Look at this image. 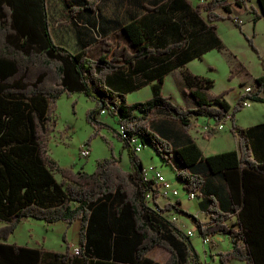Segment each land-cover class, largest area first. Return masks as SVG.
I'll return each mask as SVG.
<instances>
[{
	"label": "trees",
	"instance_id": "16d2710c",
	"mask_svg": "<svg viewBox=\"0 0 264 264\" xmlns=\"http://www.w3.org/2000/svg\"><path fill=\"white\" fill-rule=\"evenodd\" d=\"M249 1L205 0L190 7L200 21L204 22V12L211 22L206 24L212 35L210 49L222 48L214 21L228 18L240 25L232 16V8L247 7ZM256 1L260 13L255 11V19L264 18V0ZM93 3L95 0H86L68 9L70 14L93 10ZM152 11L122 27L124 44L105 45L92 57L87 49L71 52L53 42L45 19V0H0V239H6L28 218L63 222L66 226L79 221L76 253L69 250V245L65 252H59L0 241V264H202L189 237L167 218L171 211L190 215L180 207V201L160 207L156 191L152 202L146 201L152 181L143 178L142 161L129 144L133 136L153 147L166 161L174 158L176 177L187 190H201L205 183L195 166L204 163L210 174L221 175L229 209L217 210L212 202L208 221L190 216L201 235L228 236L231 246L219 253L221 264H228L232 258L246 264H264V254L259 256L253 250L251 231L243 220L254 180L264 183V161L257 159L256 148L264 144L258 132L264 123L243 128L234 122V111L244 107L245 98L264 102V70L254 79V94L240 96L232 111L224 98L226 91L214 94L211 78L186 69L187 93L195 106L179 105L163 95L162 76L183 63L159 65L157 69L162 72L150 83L151 96L127 102V92L148 84L154 76L148 72L136 75L138 67H143L141 59H168L182 45L165 41L163 48L152 43L173 24L167 23L157 32L159 16H155L156 9ZM235 72L233 68L230 76ZM63 93H83L95 102L87 115L92 124H102L96 115L106 110L119 125H124L125 136L117 133L125 142L132 170H125L113 156L98 159L91 173L75 171L59 166L48 155L47 142L56 123L55 100ZM155 110L167 112L185 131L200 116L222 122L229 115L238 148L204 156L191 140L173 150L168 141L149 128V116ZM202 134L210 137L212 131ZM56 174L61 180L55 178ZM232 217L234 220L229 222ZM154 248L167 252L163 262L147 256Z\"/></svg>",
	"mask_w": 264,
	"mask_h": 264
},
{
	"label": "rangeland",
	"instance_id": "374dc122",
	"mask_svg": "<svg viewBox=\"0 0 264 264\" xmlns=\"http://www.w3.org/2000/svg\"><path fill=\"white\" fill-rule=\"evenodd\" d=\"M48 3L53 13L60 11V0H48ZM242 8L243 25H236L228 18L214 21L217 34L222 40V48H213L201 57L192 60L186 66V70L192 74L211 78L213 80L211 91L214 94L226 91L224 96L231 104L230 111L236 104L240 89L248 85L253 86L256 76L264 70V54L257 47L261 39L259 36V25H262L264 31V18L255 19V11L260 13L256 0L249 1L247 7ZM219 12L224 13L223 10ZM260 18L261 21L258 22L256 28L257 37L255 38L254 29L251 32H247V30H251L254 23ZM240 65H243L244 69ZM233 68H236V72L233 76H230ZM161 91L163 95L169 96L174 103L186 106L172 76H167L163 79ZM149 96L150 92L147 88H144L127 94L126 100L127 102L142 101L149 98ZM245 100L249 105L234 111L235 124L240 126V122L249 124L251 122L264 121V102L255 101L251 98H245ZM94 106L95 102L88 99L83 93H72L69 95L63 93L55 100L56 123L54 131L47 142L48 155L59 166L72 167L76 170L83 169L88 173L95 170L98 159L114 156L119 159L121 166L129 171L132 168V162L124 140L117 133L118 122L109 114L98 113L96 118L102 124H92L88 120L87 115ZM160 111L162 110L152 111L149 116L148 125L153 131H156L159 124L158 114L163 113ZM164 113L171 118L167 112L164 111ZM107 116L111 117L109 121H106ZM198 119V125L195 124L198 128L196 130L193 123ZM209 122L211 124L217 123L215 118L200 116L193 119L189 128V133L200 145L202 152L209 154L230 148L229 146L233 144L231 121L223 120V129L214 130L210 137H204L202 126ZM82 144L87 145L90 149V154L86 158L79 156V147ZM137 156L142 160L144 167H154L172 182L179 191V195L173 198L179 197L182 204L187 206V212L190 215H195L192 201L187 196V189L184 187L183 182L176 177L175 160L166 161L148 144L143 146ZM150 176H152V173H150ZM55 178L58 181L61 180L58 174L55 175ZM190 215L178 213L176 223L183 224L184 229L193 231L194 234L189 239L199 255L200 261L202 263L221 264L219 253L228 250L231 246L228 236L224 233L212 235L211 242L205 245L207 253L204 254L201 234ZM0 240L28 245L37 242L39 246H43L45 249L65 252L67 245H69V250L71 251L70 244L78 241V232L73 225L66 226L63 222L46 223L43 220L28 218L23 220L6 239ZM160 250L163 253L166 252L165 250ZM230 261L231 259L228 264H231ZM236 261L235 264H246L243 261L238 262V259Z\"/></svg>",
	"mask_w": 264,
	"mask_h": 264
},
{
	"label": "crops",
	"instance_id": "0c3cea01",
	"mask_svg": "<svg viewBox=\"0 0 264 264\" xmlns=\"http://www.w3.org/2000/svg\"><path fill=\"white\" fill-rule=\"evenodd\" d=\"M83 1L86 0H60V11L58 13H53L52 9H50L49 7L48 0H45V19L49 28L51 38L56 45L63 46L71 52H77L81 49H87L88 54L94 57L101 52L102 47L105 45L114 47L118 46L119 44H124L126 42V39L122 32V27L131 20L144 17L149 13H152V10L156 9L157 11L155 13V16H159V19L156 21V25L159 24L156 26L157 32L160 33V30L164 28L167 23L171 22L173 24L170 29H166L163 31L160 39L154 40L152 43L157 44L163 48L165 45V41L178 42L182 43V45L168 59L160 60V58H156V61L155 59L149 57L141 59L140 62L141 64H143V67H138L139 71L137 72L139 73H136V75L141 76L144 72H148L150 74H153L154 76L149 78L151 80L148 84L127 92L126 96L129 93L136 92L144 88H147L151 96L150 83L156 81L160 77V73L162 72L161 68L157 69L159 68V65L168 64L172 66L175 64L180 65L182 63H185L184 65L182 64V66H173L174 68L171 67L162 76V78L164 79L167 76H172V78L175 79L177 90L182 97L185 105L187 107L195 106L193 99L187 93V85L184 79V70L186 69L187 64L192 60L201 57L207 51L211 50L209 47L212 44V35L206 27V24L209 25L211 24V22L206 19V15L204 12L201 13L204 21L202 22L190 11V7L192 9L199 2L205 0H95V3L92 4L93 10L81 9L77 10L74 14H70L68 8L70 6H81L83 4ZM188 3L190 4V6L188 5ZM220 10L222 9H218V11ZM242 12V7L233 6L232 15L236 19L241 21L240 25L244 24ZM260 21L261 18L254 23V26L251 30H247V32H251L254 29L255 38L257 37V24ZM259 26V36L261 37V39L258 43L259 45L257 44V47L264 54V31L262 25ZM217 35L219 37V34ZM178 37H180V39L176 40ZM198 52L201 53L199 57L189 59L190 56ZM241 68L244 69V66L242 65ZM262 73L263 71L256 77L262 75ZM239 97L240 91L237 95V100L239 99ZM224 98L230 104L225 96ZM160 112L163 113L158 114L159 124L156 128V131L154 132L168 141L173 150L188 143L191 140H193L201 149L200 145L189 133V129L187 131L183 130L179 122L169 118L167 114L164 113V111ZM110 118V116H107L106 121H109ZM197 123H199V119L193 123L196 130H198ZM261 123H264V121L256 123L251 122L249 124H242L240 122L239 125L243 128H248L250 126ZM258 132L264 143V128L259 129ZM232 138L233 144L229 146L230 148L209 154H204L202 152L203 155L208 156L231 149H237V139L233 135ZM256 148L258 152L257 159L259 161H264V144L262 146L258 145L256 146ZM73 170L77 171L76 169ZM130 170H132V168H130ZM194 170L200 172L204 176L205 183L201 190L195 191L196 197L190 200L192 201V205L195 210L194 217L200 222H206L210 218L208 210L212 202L217 210L226 211L230 207V200L228 197L225 181L221 175L210 174L204 163L200 164L199 166H195ZM167 181L170 182L171 188H176L169 179H167ZM252 187L253 191L248 205H246V209L243 214V220L250 228V234L252 236L251 246L253 250L256 251L257 255L262 256L264 254V183H261V181H258V179H256L254 180V184ZM175 200H179L180 207L188 211L187 206H184V204H182L179 197L174 199L170 195L167 196L158 194L156 198V202L160 206H163L166 202H173ZM167 214H169L167 215V218H169L170 220L175 217V219L172 221L176 226L182 229L183 232L188 230L184 229L185 227L183 224L176 223L178 213L171 211V213L167 212ZM233 220L234 217H232L229 222H232ZM1 224L2 223L0 222V225ZM72 225L78 232L79 221L77 220L73 222ZM0 241L6 242L5 240ZM76 244L77 242L74 244H70L71 251H73V248L77 246ZM28 246L38 249L43 247L39 246L37 242H34L33 244H30ZM160 249L161 248L152 249L147 254V256L155 262H162L163 259L166 258L167 253H163ZM155 255H157V257H155ZM236 260L237 259H231L230 263L235 264V262H237ZM241 261L243 260H238V262ZM243 262L245 263V261Z\"/></svg>",
	"mask_w": 264,
	"mask_h": 264
},
{
	"label": "built area",
	"instance_id": "2783aa9c",
	"mask_svg": "<svg viewBox=\"0 0 264 264\" xmlns=\"http://www.w3.org/2000/svg\"><path fill=\"white\" fill-rule=\"evenodd\" d=\"M236 19V18H235ZM239 23L241 21H239L238 19H236ZM254 87L253 86H245L244 88H241L240 90V96L242 95H246L249 93L254 94ZM261 94V92L259 93ZM243 106H248L249 103L246 100H243L242 102ZM100 114H108V112L106 110H101ZM227 118L230 120V116L228 115ZM227 119V120H228ZM223 128V124L222 122H217L215 124H211L206 123L202 126L203 131H214V130H220ZM118 132L122 135L125 136V127L124 125H119L118 126ZM129 144L132 148V150L135 153H138L142 150L143 148V143L140 141V139L137 136H133L130 138L129 140ZM90 154V149L88 148L87 145L82 144L79 147V156L81 158H86L88 155ZM150 173H152V176H150ZM142 175L143 178L145 180H150L152 181V188L151 190L146 194L145 199L148 202H152V198H153V192L156 191L157 192V196L158 194H163V195H170L171 197H176L179 194V191L177 188H171L170 186V182L167 181V179L161 174V172L159 170H156L154 167L150 166V167H143L142 169ZM191 193H195V191H190L187 190V196L189 199H191ZM157 198V197H156ZM160 206V205H159ZM162 207V206H160ZM154 208L158 211L157 206H154ZM175 217L172 218V220H174ZM188 237H191L194 233L192 230L188 229L184 232ZM201 239H202V244H203V249H204V254H206V249H205V245L211 242V235H201ZM78 251L77 246L73 248L74 253H76ZM202 264H208V262H204Z\"/></svg>",
	"mask_w": 264,
	"mask_h": 264
},
{
	"label": "bare ground",
	"instance_id": "6f19581e",
	"mask_svg": "<svg viewBox=\"0 0 264 264\" xmlns=\"http://www.w3.org/2000/svg\"><path fill=\"white\" fill-rule=\"evenodd\" d=\"M196 197V193H191V199L195 198ZM210 264V263H208Z\"/></svg>",
	"mask_w": 264,
	"mask_h": 264
}]
</instances>
